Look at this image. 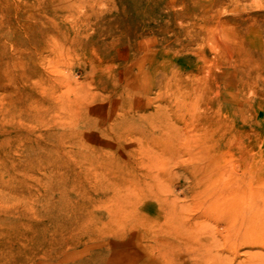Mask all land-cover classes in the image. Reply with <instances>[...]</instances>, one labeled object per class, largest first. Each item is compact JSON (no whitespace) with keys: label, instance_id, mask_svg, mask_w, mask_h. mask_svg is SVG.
Returning a JSON list of instances; mask_svg holds the SVG:
<instances>
[{"label":"rangeland","instance_id":"rangeland-1","mask_svg":"<svg viewBox=\"0 0 264 264\" xmlns=\"http://www.w3.org/2000/svg\"><path fill=\"white\" fill-rule=\"evenodd\" d=\"M0 264H264V0H0Z\"/></svg>","mask_w":264,"mask_h":264}]
</instances>
